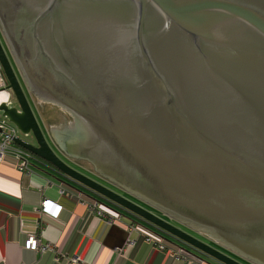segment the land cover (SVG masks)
Here are the masks:
<instances>
[{
	"label": "water",
	"instance_id": "95a60500",
	"mask_svg": "<svg viewBox=\"0 0 264 264\" xmlns=\"http://www.w3.org/2000/svg\"><path fill=\"white\" fill-rule=\"evenodd\" d=\"M0 27L28 93L80 125L67 157L264 264V0H0ZM0 65L18 103L0 117L50 176L198 260L243 264L67 165L1 42Z\"/></svg>",
	"mask_w": 264,
	"mask_h": 264
},
{
	"label": "crops",
	"instance_id": "0c3cea01",
	"mask_svg": "<svg viewBox=\"0 0 264 264\" xmlns=\"http://www.w3.org/2000/svg\"><path fill=\"white\" fill-rule=\"evenodd\" d=\"M44 170L55 174L39 159L32 161L30 175L18 171L11 155L0 164V264H74L72 259L84 264H219L198 260L171 242L170 250L160 251L137 234L130 236L128 227L137 218L122 216L111 222L99 216L90 210L93 199L87 193ZM63 189L70 194H62ZM44 199L61 207L58 218L40 213ZM31 233L54 249L43 254L30 250ZM131 239L137 240L134 247L128 245Z\"/></svg>",
	"mask_w": 264,
	"mask_h": 264
},
{
	"label": "built area",
	"instance_id": "2783aa9c",
	"mask_svg": "<svg viewBox=\"0 0 264 264\" xmlns=\"http://www.w3.org/2000/svg\"><path fill=\"white\" fill-rule=\"evenodd\" d=\"M7 86L8 83L0 65V96H2L0 97V106L2 104H11L12 92L7 90ZM0 131V164L3 162L5 157L11 155L17 162L18 171L28 175L32 174V161L37 158L32 153L16 145L15 139L19 137V132L16 127L6 119L0 117ZM62 194L69 195L70 192L63 189ZM89 203L91 211L96 212L101 217H108L111 222H114L122 217L121 214L105 205V203L95 200H92ZM54 206H56V203L51 200L44 199L41 203L40 213L53 218H58L61 207L58 206L54 208ZM128 233L130 236L137 234L139 237L143 238L144 241L155 246L160 251H166L169 249L163 234L145 223L141 224L132 221L128 227ZM136 243V239H131L129 240L128 245L134 247ZM27 246L30 250L42 254L54 249V247L50 244L42 245L37 233H31L28 235ZM71 262L74 264H84L79 261V259H72Z\"/></svg>",
	"mask_w": 264,
	"mask_h": 264
},
{
	"label": "rangeland",
	"instance_id": "374dc122",
	"mask_svg": "<svg viewBox=\"0 0 264 264\" xmlns=\"http://www.w3.org/2000/svg\"><path fill=\"white\" fill-rule=\"evenodd\" d=\"M27 90V89H26ZM28 92V91H27ZM29 94V93H28ZM30 96V95H29ZM34 103L32 104L33 111L37 117V120L45 133L44 126L47 128L48 133H45V136L52 147V149L55 151V153L70 167L76 169L77 171L81 172L82 174L88 176L89 178L95 180L96 182L106 186L107 188L113 190L114 192L128 198L131 200H137L133 195L123 191L122 189L118 188L117 186L108 183L104 179H101L100 177L93 175L84 169L77 167L76 165L72 164L68 158L64 157L63 155L65 154L60 146L58 145V142L56 140V137L54 136V133L57 130H63L65 129L64 127H70L72 125L71 119L69 118L68 114H66L64 111L60 110L57 107H54L52 105H42L38 103V101L33 97ZM32 101V100H31ZM12 104L14 106H18V103L16 99L13 97ZM55 110V111H52ZM20 135V134H19ZM49 135V136H48ZM25 138L27 141L33 143L34 140L32 136L29 137H22ZM63 153V155L61 154ZM66 155V154H65ZM70 158V157H69ZM72 159V158H71ZM75 160V159H72ZM79 162V161H77ZM82 165H85L83 162H79ZM89 168H92L91 166H87ZM97 174V173H96ZM151 210H153L156 214L159 215L162 219L169 221L170 223L174 224L175 226L183 229L184 231L188 232L189 234L193 235L194 237L198 238L199 240L213 246L214 248L222 251L223 253L227 254L228 256L232 257L233 259H236L238 261L240 260H245L249 264H257L256 262L252 261L246 255L242 254L240 251H237L236 249H233L230 245H227L226 243H223V241L217 237H214L206 232H204L201 229L194 228L192 229L191 227H186L180 223H177L176 221H173L170 219L167 215L162 213L161 211L156 210L155 208L149 207ZM246 263V262H245Z\"/></svg>",
	"mask_w": 264,
	"mask_h": 264
},
{
	"label": "flooded vegetation",
	"instance_id": "af4514ba",
	"mask_svg": "<svg viewBox=\"0 0 264 264\" xmlns=\"http://www.w3.org/2000/svg\"><path fill=\"white\" fill-rule=\"evenodd\" d=\"M1 28V27H0ZM0 42L2 43V45H3V47H4V49H5V51H6V53H7V55H8V57H9V59H10V62H11V64H12V67H13V69H14V71H15V73H16V76L18 77V79H19V81H20V83H21V85H22V87H23V89H24V93H25V95H26V97H27V99H28V101L30 102V104L31 103H34V99H33V97L34 96H32L31 95V93H29L28 94V92H27V90H26V88H25V85H24V83H23V81H22V78H21V74H20V72H19V69H18V67L15 65V63H14V60L12 59V57H11V55H10V53H9V50H8V47H7V45H6V43H5V40H4V38H3V36H2V33H1V29H0ZM30 95V96H29ZM13 93H12V100H11V105L13 106V104H12V101H13ZM36 99V98H35ZM32 100V101H31ZM37 100V99H36ZM38 101V100H37ZM38 103H40V102H38ZM35 104V103H34ZM40 104H42V105H45V103L43 104V103H40ZM32 105V104H31ZM47 105H49V104H47ZM55 107V106H54ZM58 108V107H57ZM61 110V109H60ZM52 111H55V110H52ZM67 114V113H66ZM69 116V118L71 119V122H72V124H73V122H74V119L70 116V115H68ZM65 129H63V130H58V131H56L55 133H54V136L56 137V140H57V142H58V144L61 146V148L64 150V148L62 147V144L63 145H65V143H66V145L65 146H67L68 145V142H70V143H73V142H77V134H78V132L80 131L79 129H80V125L78 124V125H76V126H74V125H71L70 127H64ZM65 151V150H64ZM61 154L63 155V153L61 152ZM64 157H66V158H68V160H70L71 161V163L72 164H74V165H76L77 167H80V168H82V169H84L85 171H87V172H89V173H91V174H93V175H96V176H98V177H100L101 179H104L103 177H101V176H99L98 174H96V170L94 169V166L91 164V163H89V162H85V161H82V160H79V159H76V160H72V159H70L69 157H67L65 154L63 155ZM77 161H79V162H83V163H85V165H82V164H80L79 162H77ZM87 166H91L92 168H89V167H87ZM58 176V178H62L63 180H66L65 178H63L62 176H60V175H57ZM105 181H107L108 183H111L110 181H108V180H106V179H104ZM66 181H68V180H66ZM112 184V183H111ZM79 187V186H78ZM134 196V195H133ZM96 197H98V196H96ZM137 200H131V199H129V200H131V201H133V202H135L136 204H138V205H140V206H142V207H144V208H146V209H148L149 211H151L152 213H154V214H156L153 210H151L149 207H151L147 202H145L142 198H139V197H137V196H134ZM98 199H100V198H98ZM121 211V210H120ZM122 213H125L124 211H121ZM164 213V212H163ZM165 214V213H164ZM156 215H158V214H156ZM166 215V214H165ZM159 216V215H158ZM168 216V215H167ZM169 217V216H168ZM172 218V217H171ZM174 221V220H173ZM148 225V224H147ZM164 236H166L167 238H169V239H171V240H173L172 238H170L169 236H167V235H165L164 234ZM175 241V240H174ZM240 262L241 263H243V264H249L247 261H243V260H240ZM246 262V263H245Z\"/></svg>",
	"mask_w": 264,
	"mask_h": 264
},
{
	"label": "trees",
	"instance_id": "16d2710c",
	"mask_svg": "<svg viewBox=\"0 0 264 264\" xmlns=\"http://www.w3.org/2000/svg\"><path fill=\"white\" fill-rule=\"evenodd\" d=\"M37 160H38V159H37ZM47 168H48V167H47ZM44 171H45V170H44ZM46 171H47V172H46L47 174H48V173H52V172H49L48 170H46ZM48 175H50V174H48ZM97 198H98V197H97ZM134 222H135V223H141V224H144V222H142V221H140V220H134Z\"/></svg>",
	"mask_w": 264,
	"mask_h": 264
},
{
	"label": "bare ground",
	"instance_id": "6f19581e",
	"mask_svg": "<svg viewBox=\"0 0 264 264\" xmlns=\"http://www.w3.org/2000/svg\"><path fill=\"white\" fill-rule=\"evenodd\" d=\"M0 97H2V96H0Z\"/></svg>",
	"mask_w": 264,
	"mask_h": 264
}]
</instances>
